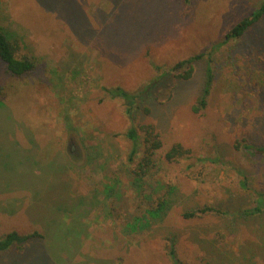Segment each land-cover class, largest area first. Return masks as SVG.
<instances>
[{
  "label": "rangeland",
  "instance_id": "374dc122",
  "mask_svg": "<svg viewBox=\"0 0 264 264\" xmlns=\"http://www.w3.org/2000/svg\"><path fill=\"white\" fill-rule=\"evenodd\" d=\"M262 3L0 0L16 56L35 65L18 77L0 59V239L43 235L0 264H173L171 243L183 264H264V212L244 214L264 193V152L245 148H264V17L221 44ZM199 54L191 78L172 70ZM118 88L139 96L132 118ZM132 125L163 142L140 180ZM175 144L190 154L168 162Z\"/></svg>",
  "mask_w": 264,
  "mask_h": 264
},
{
  "label": "trees",
  "instance_id": "16d2710c",
  "mask_svg": "<svg viewBox=\"0 0 264 264\" xmlns=\"http://www.w3.org/2000/svg\"><path fill=\"white\" fill-rule=\"evenodd\" d=\"M187 1V0H186ZM264 17V3L260 4L250 15L244 17L236 25H234L226 34L225 41L221 44L226 43L229 40H240L255 24L260 22ZM220 44V45H221ZM219 47V45H218ZM17 47L12 42L9 34L0 26V59L6 64L7 71L14 76H24L30 74L35 69L33 60L28 57L18 58L16 56ZM203 54H199L190 57L186 60L178 62L172 70L180 72L179 76L182 79H189L192 76L194 70V64L196 61L201 59ZM206 79L202 94L198 98V104L194 106V112L198 113L207 106V100L211 93L213 85V72L210 66L207 67ZM119 96L121 97L126 105V113L129 117H133L134 111L137 108V93H128L118 88ZM144 111L149 113V109L145 108ZM125 138H127L131 144V150L129 153V161L134 162L136 158H140L139 163L135 166L133 174L138 180L145 178L149 175L151 170L157 166L156 154L163 147V142L160 138V134L157 132L153 125H142L137 127L132 125L126 132ZM246 149H254L255 152L261 154L264 152V148L255 147L253 145H245ZM190 154V150L185 149L181 144H175L165 154V159L168 162L178 161L185 158ZM243 185L246 186L245 181ZM257 198L255 205L249 207L244 211L247 217L256 216L264 212V193L256 192ZM170 206L167 201L158 204V208L151 209V215L153 217L163 218ZM209 209H203L201 212H207ZM196 213H189L187 217H195ZM142 220L136 218L135 223L130 224V229L135 230L138 225L137 222ZM34 238H43V235L38 231L34 233H20L18 231H12L6 234L0 239V253H6L12 249L22 253L26 245ZM169 256L172 259L173 264H183L182 261L177 257L175 245L171 243L169 247Z\"/></svg>",
  "mask_w": 264,
  "mask_h": 264
}]
</instances>
